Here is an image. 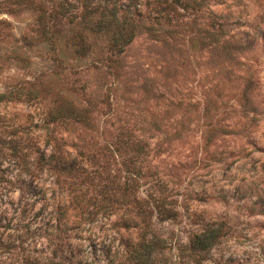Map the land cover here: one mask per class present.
<instances>
[{
  "label": "trees",
  "instance_id": "16d2710c",
  "mask_svg": "<svg viewBox=\"0 0 264 264\" xmlns=\"http://www.w3.org/2000/svg\"><path fill=\"white\" fill-rule=\"evenodd\" d=\"M223 0H0V12L17 14L28 11L31 23L27 30L19 35L20 45L11 50L0 47V62H17L20 68L30 65L26 50L42 46L44 60L50 62L53 75L75 74L81 70H91L99 79L109 78L110 84L122 72V60L125 50L132 40L141 33L151 41L150 46L159 48L156 54L164 62L161 86L171 97H165L161 90L153 87L154 77L144 75L141 82L143 100L160 102V114L148 117H135V128L126 126L128 120L117 117L110 121L112 130L99 128L96 115L99 110L109 108L113 93L109 89L99 96L103 83L94 86L84 97L83 105L75 102L59 91H50L47 83L39 75L33 80H20L0 91L1 101H39L51 94L49 105L43 111L40 123L34 127L42 133L31 136L27 149L11 141L7 154L20 169L32 172L31 168L58 170L63 177L71 179V196L65 208L76 209L77 214L71 222L79 226L85 222L84 216L95 214L99 210L118 213V221L123 228H136L141 248L137 255L142 263L148 264V255L153 239L159 236L153 232L152 218L172 220L177 213L178 174L176 164L162 163L166 155L161 154L169 146L184 141L193 130L190 124L205 127L204 143L212 142L217 134L227 133L228 129L219 125L218 118L226 111V102L222 94L239 81V110L232 106L244 119L242 131L255 126L258 115L263 111L261 101L256 100L259 89V76L255 69H242L243 75L235 74L240 65H245L238 56L253 54L258 42L264 43V23H245L240 17L229 19L226 15L214 13L209 3ZM183 17L190 18L182 21ZM199 19L207 20L200 25ZM264 22V21H263ZM249 30H241L242 37L233 38V25H245ZM8 22L0 19V36L5 32ZM25 50L17 53V50ZM2 51V52H1ZM63 51V52H62ZM71 60H85L84 68L78 70L72 66L63 53ZM43 54H38L42 59ZM204 55V61L198 58ZM87 60V61H86ZM179 62L189 75L194 68L201 66L207 74L205 78L214 80L204 90L202 106L196 112L198 103L191 101V87L171 92L169 83L178 82V71L172 61ZM201 63V64H200ZM139 65H133V73H139ZM186 69H184V72ZM183 72V76L185 73ZM181 74V73H180ZM182 80H180L181 82ZM75 82V81H74ZM209 84V83H207ZM86 80L76 86L73 82L66 85L67 91H83ZM106 88V87H105ZM220 91L213 93V90ZM95 91V93H94ZM52 92V93H51ZM93 95V96H92ZM181 95L180 97H175ZM99 97V98H98ZM173 97H175L174 100ZM220 103V106H218ZM95 112V116L93 113ZM174 125L171 132L164 126ZM201 120V124L197 122ZM15 130L9 134L14 135ZM46 146L40 148L37 138ZM152 140L153 143L151 142ZM165 144V147L162 146ZM2 154H4L2 152ZM32 154V155H31ZM220 160V159H218ZM161 167V168H159ZM159 169V170H158ZM53 172V171H52ZM98 177L101 181L94 182ZM82 185H85L81 187ZM95 193L88 194V188ZM21 187L18 186V189ZM172 190L174 192L172 193ZM33 196L38 192L31 190ZM22 195V190H21ZM65 211V209H64ZM64 211L57 205L53 212L55 219L50 223V231L45 238L53 244V252L63 242L68 247L65 231L60 230ZM35 215V214H34ZM42 216L37 219L41 223ZM36 227L35 229H38ZM220 225L203 227L189 237L192 250H201L211 246L218 234ZM69 250H72L70 248Z\"/></svg>",
  "mask_w": 264,
  "mask_h": 264
},
{
  "label": "rangeland",
  "instance_id": "374dc122",
  "mask_svg": "<svg viewBox=\"0 0 264 264\" xmlns=\"http://www.w3.org/2000/svg\"><path fill=\"white\" fill-rule=\"evenodd\" d=\"M209 7L214 13L226 15L232 20L240 17L245 23H264V0L212 1ZM0 19L8 22L0 36V47L8 50L16 48V45H20L19 35L27 30V25L32 21L30 13L23 9L17 14L1 11ZM189 20L187 17L182 19L184 22ZM205 21L199 19L197 22L204 25ZM249 29L247 24L233 25V38L242 37L239 32ZM150 44L145 33L132 40L125 50L122 72L111 84L109 78L99 79L91 70L53 75L50 62L44 60L42 46L26 51L21 48L17 53L25 51L30 65L20 68L17 62H0V91L17 81L33 80L39 75L50 91H59L70 97L76 106H81L90 90L103 83L98 85L101 87L99 96L110 88L113 98L109 108L100 106L102 109L97 114L93 113L99 120V128L112 130L116 125H109V122L117 117L128 120L126 126L135 128V117H148L162 111L160 102L143 100L141 82L144 75L154 77L153 87L163 91L165 97H171L161 86L164 62L156 54L159 48ZM38 54H43V58L40 59ZM63 56L78 70L84 68V59L71 60L66 52ZM203 56L198 58L199 62L204 61ZM238 58L245 65L234 70L235 74L243 75L242 69L245 68L255 69L258 73L260 81L255 98L261 101L263 111L258 115L257 124L249 127L246 135L242 131L244 119L236 112L240 103L237 80L233 84L235 86L222 94L226 111L218 117L222 118L218 121L219 125L229 132L217 134L212 142L204 143L205 127L190 124L193 130L184 141L169 146L161 154V157L166 155L162 163L168 166L170 163H181V166L175 165L180 188L176 192L178 202L174 218L157 221L152 218L151 227L159 237L154 238L150 246L148 264H264V43L258 42L253 54ZM172 62L181 74L177 73V83H169L166 87H171L175 95L176 90L185 85L191 87L189 99L198 103L196 112H199L204 90L214 80L205 78L207 72L201 66L194 68L195 73L189 75L190 64H186L185 68L184 64L179 63L181 60ZM135 63L139 65L138 74L133 73ZM85 80L87 85L83 91L65 89L72 82L78 86ZM182 91L185 92L184 89ZM218 91L217 88L213 93ZM50 97L48 93L39 101L0 102V264H143L142 256L135 252L141 249L137 230L123 228L118 221V213L99 210L95 214L85 215V222L77 226L71 222L76 217V209L65 208L71 196V179L63 177L58 170L34 167L31 168L32 172H27L8 156L11 141L14 143L17 140L19 147L27 149L31 143L29 140L32 141L31 136L42 133L34 124L40 123ZM230 106L236 111L229 112ZM169 122L170 126L164 127L171 132L174 125L172 119ZM197 123L201 124V120ZM12 130H15L14 135L9 134ZM40 139L37 138L36 143L45 149ZM101 181L98 177L94 178V182L101 184ZM31 190L40 194L33 196ZM94 193L93 188L89 187L87 195ZM95 196L98 198L96 193ZM57 205L61 210L65 209L61 218V222H65L59 228L65 231L67 237L64 240L70 245L67 247L63 242L53 252V244L45 237L51 229L50 223L57 216L53 212ZM41 216L42 225L37 221ZM216 225H220L219 234L211 246L201 250L189 247L188 240L192 234L205 226Z\"/></svg>",
  "mask_w": 264,
  "mask_h": 264
}]
</instances>
